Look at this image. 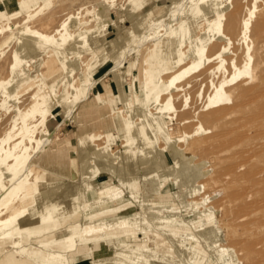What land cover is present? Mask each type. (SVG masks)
<instances>
[{
	"label": "rangeland",
	"instance_id": "rangeland-1",
	"mask_svg": "<svg viewBox=\"0 0 264 264\" xmlns=\"http://www.w3.org/2000/svg\"><path fill=\"white\" fill-rule=\"evenodd\" d=\"M6 1L0 201L23 176L37 188L0 226V264H58L48 259L58 228L33 222H67L74 209L79 222L98 219L80 207L86 182L119 184L123 194L100 217L110 219L105 228L77 237L60 264H264V0ZM244 5L257 7L253 20L238 17ZM105 25L106 40L88 48L85 36ZM245 57L252 75L239 76ZM103 75L114 95L98 94ZM243 82L255 90L238 89ZM215 87L223 92L214 102ZM102 148L121 169L97 161L92 151ZM174 149L204 163L205 175L180 184ZM148 168L153 189L126 182ZM65 184L74 195L58 194Z\"/></svg>",
	"mask_w": 264,
	"mask_h": 264
},
{
	"label": "bare ground",
	"instance_id": "bare-ground-1",
	"mask_svg": "<svg viewBox=\"0 0 264 264\" xmlns=\"http://www.w3.org/2000/svg\"><path fill=\"white\" fill-rule=\"evenodd\" d=\"M260 1V0H259ZM258 1V2H259ZM262 1V0H261ZM246 3V2H245ZM260 3V2H259ZM264 6V5H263ZM182 7V6H181ZM259 8V7H258ZM257 11V7L255 6H246L244 5V7L242 9L239 10L238 12V17H240V19L244 22H248L251 18L253 20V16H255V13ZM230 12V11H229ZM264 12H262L263 15ZM261 14V12H260ZM229 16V15H228ZM262 20L264 16H261ZM260 17V18H261ZM238 22V21H237ZM239 24V23H238ZM260 24V23H259ZM242 25V23H241ZM261 25V24H260ZM259 25V26H260ZM247 25L245 24V27ZM217 27V26H216ZM258 27V24H257ZM255 27V30L256 28ZM242 30V28H241ZM263 30V28H262ZM243 31H241L240 33H242ZM246 32V31H245ZM244 33V32H243ZM252 34V33H251ZM244 35V34H243ZM242 36V35H241ZM246 36V35H245ZM235 37V36H234ZM242 38V37H241ZM245 38V37H244ZM240 41V40H239ZM245 41V39H244ZM251 41V40H250ZM242 42V39L241 41ZM239 45V44H238ZM238 45L236 46V48L238 47ZM240 46V45H239ZM250 47V46H249ZM236 48L234 49L236 51ZM251 48V47H250ZM254 52V51H252ZM254 55V54H253ZM232 56V55H231ZM236 57V55H234ZM233 56V57H234ZM234 57V58H235ZM251 57V56H249ZM248 57V58H249ZM253 57V56H252ZM233 58V59H234ZM248 58H244V61L241 62L242 63V67H240V69L238 68V75L239 74H244L246 75H252L250 69H249V61ZM233 59L231 61H233ZM251 59V58H250ZM230 60V58H229ZM241 61V60H240ZM230 63V62H229ZM236 63V62H235ZM252 63V62H250ZM223 69V68H222ZM254 72V71H253ZM240 76V75H239ZM234 77V75H233ZM232 77V78H233ZM254 77V76H253ZM262 77V76H261ZM230 78V77H229ZM254 79V78H253ZM237 80V79H235ZM234 80V81H235ZM251 80V79H250ZM233 82V81H232ZM255 82V81H254ZM252 83V82H251ZM258 83V82H257ZM238 85V84H237ZM256 85V84H255ZM230 86V85H229ZM246 85L243 82V84L241 86L238 87V89H243L242 91H254L255 89L251 86L252 89L247 90L246 88H244ZM257 86V85H256ZM255 86V87H256ZM258 87V86H257ZM259 88V87H258ZM212 89V87H211ZM210 89V91H211ZM222 89V88H221ZM257 90V89H256ZM262 88L259 90L261 91ZM222 91V90H221ZM221 91L218 89V87H215L214 91H213V101H217L220 100L222 98V94ZM239 91V90H238ZM263 91V90H262ZM223 92V91H222ZM230 94V93H229ZM236 94V93H235ZM241 94V93H240ZM248 94V93H247ZM246 94V95H247ZM250 94V93H249ZM245 95L242 94L241 97ZM257 95V93H256ZM207 96V95H206ZM230 96V95H229ZM229 96L227 98H229ZM240 96V95H239ZM226 97V96H225ZM231 97V96H230ZM207 97H205L206 99ZM232 98V97H231ZM230 98V100H231ZM237 98V97H236ZM246 99V98H245ZM249 99V98H248ZM236 100V99H235ZM212 101V102H213ZM227 101V100H226ZM213 102V103H214ZM221 102V101H220ZM225 102V101H224ZM227 103V102H226ZM239 103V102H238ZM237 104V103H236ZM248 106V104H247ZM253 106V105H252ZM244 107V106H243ZM255 107V106H254ZM257 108V107H256ZM207 110V109H206ZM238 110V109H237ZM243 110V109H242ZM254 110V108H253ZM208 111V110H207ZM246 111V110H245ZM255 111V110H254ZM260 111V110H259ZM200 112V111H199ZM249 112V111H248ZM211 113V112H210ZM239 113L240 112V108H239ZM238 113V114H239ZM247 113V112H246ZM251 113V112H250ZM249 113V115H250ZM254 113V112H253ZM251 113V115L253 114ZM198 113H196L195 116H197ZM209 115V113L207 114ZM212 115V114H211ZM210 116V115H209ZM214 116V115H213ZM241 117V115H240ZM229 119V118H228ZM220 120V119H219ZM235 120V119H234ZM232 120V122L234 121ZM239 120V119H237ZM244 121V120H243ZM261 121V120H260ZM231 122V121H230ZM231 122V123H232ZM239 123H242L241 121ZM260 123V122H259ZM229 123H227L228 125ZM234 124V123H233ZM236 124V123H235ZM238 124V122H237ZM264 129V128H263ZM170 159L172 162V173L178 174L180 176V184H187L190 185L192 184L195 180L203 177L205 175V172L202 171L203 167H204V163H199L196 162L194 160V158L190 155H182L178 150H170ZM33 170V169H32ZM30 169V171H32ZM26 171V170H25ZM29 171V172H30ZM35 172V170H34ZM34 174V173H33ZM27 175V174H26ZM32 175V174H31ZM156 179V174L152 173L148 176L146 175H140L139 176V184L140 186H142V188L144 189V191H149L151 189L154 188L155 186V181ZM234 181V180H231ZM258 183V182H257ZM235 184V183H233ZM255 186V184H253ZM231 186V185H230ZM233 186V185H232ZM231 186V187H232ZM235 186V185H234ZM12 188V187H11ZM37 188V185H31L29 183V181L27 180L26 176L21 177L20 179H18L14 185V188L11 192H8L6 194V197L1 199L0 201V226L3 227V224L5 223H10L12 220H14L15 218H17L19 216L20 213V208H21V204L23 201H25L27 198L32 197L35 189ZM6 192V191H5ZM145 193V192H144ZM83 194V193H82ZM5 195V194H4ZM148 195V194H147ZM3 200V201H2ZM24 203V202H23ZM66 212V211H65ZM67 213V212H66ZM79 213V212H78ZM78 213L75 212L74 209V214L72 216L73 217L71 220H68L67 222H61V220L58 218L56 219H50L47 222H43L41 219H37L33 222V227L34 230H43L47 227L54 229V228H58L56 230V232L54 233L55 235H57L59 238L57 240L56 243V247H55V251H51L48 253V259L51 262H55L60 264V260H64L67 263V254L71 253L74 250V244L76 242V238L79 236H85V235H90V234H97L100 233L104 228V223L110 221L109 218H98V219H94V220H89V221H78V219L80 218V216H78ZM6 214V216H4L5 218H3L2 216ZM129 219H135V220H139L140 216L139 214H134L131 216H127V217H122L119 218V220L117 221L118 224L120 225H125L128 224V222H126ZM112 223V222H111ZM53 234V235H54ZM137 239V238H136ZM247 244V243H246Z\"/></svg>",
	"mask_w": 264,
	"mask_h": 264
},
{
	"label": "crops",
	"instance_id": "crops-1",
	"mask_svg": "<svg viewBox=\"0 0 264 264\" xmlns=\"http://www.w3.org/2000/svg\"><path fill=\"white\" fill-rule=\"evenodd\" d=\"M21 1H24V0H21ZM131 1L132 2H140V0H131ZM10 2H11L10 0H7L6 3H4L2 5L9 7ZM98 12H105V9L104 8L98 9ZM106 30H107V26L105 25V30L103 32L99 33L98 35H95L93 38H89V37L85 36V39H86L85 43L87 44L88 48H91L92 46L105 41L106 39L104 38V35L106 33ZM74 47L78 49L76 42L74 43ZM86 51H88V50H86ZM99 58H100L99 55H96L93 57L95 62L98 61ZM95 62H93V63H95ZM103 74H107V73H103ZM87 81H88V78L85 77L84 82H87ZM96 90H97L98 94H108L109 92H111L114 95L115 88H113V86H111L108 82H106V80L104 79V75H103L98 81ZM104 103L106 106H109L110 109L115 104L114 102H112V99H109L108 101L105 100ZM66 142H68V141H66ZM92 155L97 159V161L103 162L104 165L107 167H111V166L115 165L117 168L121 169V166H123V165H121V159L117 163H114V156L112 154H110L109 150L106 148H102L100 150L94 149V151H92ZM76 165H77V163H76ZM135 168H137V165ZM77 170H78V166H77ZM139 171L140 170L137 169L133 175H131V174L128 175L127 176L128 180L126 182L129 183L131 186H134V183H135L134 180L139 179L140 175L148 176V175L152 174L153 172H155V171H152L150 168H148V170H145V171L143 170V174H139ZM104 181L105 180H102V181L98 182V184L102 183ZM65 186L67 187V184L64 185L62 191L58 194H62V193L68 194L69 197L74 195L73 193H75V189L72 190L70 187L73 188L75 185H70V187H67L70 189H66ZM141 188H142V186H141ZM79 193H80V197H79L80 207H82L83 210H86V208H92L93 211L91 212V215H94L93 218H100V217L106 216L105 211L107 210V204L116 202L118 200V198L123 194V191H122L121 187L119 186V184L118 185L110 184V185H106L102 188H97V186L92 185L90 182H86V183H83V186H82ZM142 201L140 203H142Z\"/></svg>",
	"mask_w": 264,
	"mask_h": 264
}]
</instances>
